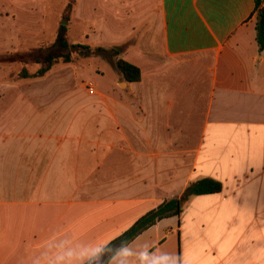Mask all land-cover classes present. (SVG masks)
Returning a JSON list of instances; mask_svg holds the SVG:
<instances>
[{"label": "crops", "instance_id": "obj_1", "mask_svg": "<svg viewBox=\"0 0 264 264\" xmlns=\"http://www.w3.org/2000/svg\"><path fill=\"white\" fill-rule=\"evenodd\" d=\"M40 1L0 0V8L34 9ZM96 2L98 24L135 25L114 28L128 45L122 58L142 71L140 82H126L138 100L133 107L116 83L98 103L106 126L97 130L118 134L126 115H143L132 127L143 144L118 150L98 143L101 157L92 160L88 143L65 138L9 148L6 138L0 264H88L141 217L205 178L223 191L190 198L180 216L157 222L108 264H264V52L256 0ZM53 132L40 134L51 141ZM13 151L16 158L7 159ZM32 152L36 158L25 159Z\"/></svg>", "mask_w": 264, "mask_h": 264}, {"label": "rangeland", "instance_id": "obj_2", "mask_svg": "<svg viewBox=\"0 0 264 264\" xmlns=\"http://www.w3.org/2000/svg\"><path fill=\"white\" fill-rule=\"evenodd\" d=\"M40 2L34 9L21 4L22 8H0V59L12 54H27L53 44L66 11L71 18L67 22L68 39L71 43L115 49L120 52L116 58H122L128 45H123L125 42L118 37L120 33L117 29L121 26L128 31L135 25H114L111 22L98 24L96 0ZM69 3H73L72 9L67 7ZM88 19L91 22H86ZM115 26H118L117 29ZM41 67V64L33 62L9 63L0 60V152L2 145L7 143L6 138L9 139L7 143L9 148L23 144L33 147L39 141L54 143L65 138L68 139L66 143L74 146L88 143L90 145L88 159L92 160L93 157L96 159L101 157L96 151L98 143H113L118 150L128 149L129 142L137 146L143 144L132 131V127H137L136 122L143 121V115H126L121 121V126H118V134L111 132L103 137L102 131L97 130L102 128L101 126H106V123L102 118L97 119L96 108L102 99H108L113 95L112 85L116 83L118 94L122 93L125 96L131 94L132 97L125 103L128 106L133 107L138 101L114 66L113 60L98 55L81 57L74 54L71 62L58 60L43 77L22 76L24 69L33 75ZM89 86L95 87V95L89 94ZM137 109L135 108V111ZM53 127H56L58 132L51 133L53 140L48 141L47 134L40 132L48 133ZM69 127L73 131L71 133L68 131L70 134L66 136L65 130ZM110 134L114 137L109 136ZM110 153L105 151L106 155ZM44 154L53 156L51 152ZM122 154L126 156L123 160L128 161V153ZM16 155L17 153L13 151L5 156L7 159H15ZM35 158L33 152L32 155L25 156L28 160Z\"/></svg>", "mask_w": 264, "mask_h": 264}, {"label": "trees", "instance_id": "obj_3", "mask_svg": "<svg viewBox=\"0 0 264 264\" xmlns=\"http://www.w3.org/2000/svg\"><path fill=\"white\" fill-rule=\"evenodd\" d=\"M67 7L72 9L73 3H69ZM69 17V12L66 11V14L63 16V22L58 30L57 38L50 46L40 47L27 54L8 55L0 60L2 62L9 63L33 62L41 64V69L33 75H30L28 71L24 69L22 76L30 78L45 76L60 59L65 62H71L74 54L81 57L98 55L113 60L114 66L117 68L124 81L129 83L141 81V69L123 58H116V56L120 55L118 50H109L101 46L94 48L90 45L82 43H71L68 39L69 28L67 22L71 20ZM256 31L259 50L260 52H264V0H256ZM222 191L223 184L211 178H205L190 184L184 192L182 198L166 200L161 203L159 207L141 217L131 228L113 240L88 264L106 252L109 253V256L104 264H108L116 254L127 247L146 230L154 226L157 222L166 218L180 216L184 212L185 202H187L190 198L194 196L220 193Z\"/></svg>", "mask_w": 264, "mask_h": 264}, {"label": "water", "instance_id": "obj_4", "mask_svg": "<svg viewBox=\"0 0 264 264\" xmlns=\"http://www.w3.org/2000/svg\"><path fill=\"white\" fill-rule=\"evenodd\" d=\"M108 256H109V253L106 252L102 254L100 257H98L97 259H95L94 261H92L90 264H104Z\"/></svg>", "mask_w": 264, "mask_h": 264}, {"label": "built area", "instance_id": "obj_5", "mask_svg": "<svg viewBox=\"0 0 264 264\" xmlns=\"http://www.w3.org/2000/svg\"><path fill=\"white\" fill-rule=\"evenodd\" d=\"M88 92H89V94H91V95H95V94H96V89H95V87H93V86H89V87H88Z\"/></svg>", "mask_w": 264, "mask_h": 264}, {"label": "clouds", "instance_id": "obj_6", "mask_svg": "<svg viewBox=\"0 0 264 264\" xmlns=\"http://www.w3.org/2000/svg\"><path fill=\"white\" fill-rule=\"evenodd\" d=\"M124 254L127 255L128 254L127 251H125Z\"/></svg>", "mask_w": 264, "mask_h": 264}]
</instances>
